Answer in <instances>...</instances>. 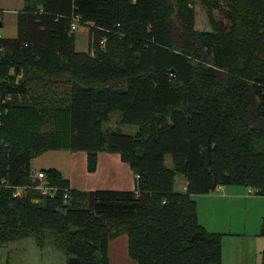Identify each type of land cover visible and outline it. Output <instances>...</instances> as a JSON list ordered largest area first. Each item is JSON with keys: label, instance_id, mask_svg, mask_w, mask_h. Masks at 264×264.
I'll list each match as a JSON object with an SVG mask.
<instances>
[{"label": "trees", "instance_id": "16d2710c", "mask_svg": "<svg viewBox=\"0 0 264 264\" xmlns=\"http://www.w3.org/2000/svg\"><path fill=\"white\" fill-rule=\"evenodd\" d=\"M198 1L24 0L17 35L0 40V91L12 96L0 116V246L43 245L51 231L68 264H107L110 238L125 232L139 264L222 262L223 234L201 224L194 195L227 185L264 195V0H201L216 34L196 33ZM75 15L91 25L94 55L76 50ZM114 112L138 130L107 126ZM50 150L86 151L90 172L99 152L120 153L136 188H70L50 168L68 197L14 196L11 186L38 182L32 160Z\"/></svg>", "mask_w": 264, "mask_h": 264}, {"label": "crops", "instance_id": "0c3cea01", "mask_svg": "<svg viewBox=\"0 0 264 264\" xmlns=\"http://www.w3.org/2000/svg\"><path fill=\"white\" fill-rule=\"evenodd\" d=\"M81 27L90 33V26ZM11 99L12 96L9 100ZM41 155L32 160V168L34 161ZM63 158L60 166L41 169H58L70 188L122 191H132L136 188L137 176L130 165L122 160L120 153L99 152L95 172L88 170L86 151L69 150V154ZM186 189V183H183V190H177L175 187L178 192H185ZM194 198L197 201L201 224L208 231L223 234V258L220 264H262L264 195L243 185H227L209 194L194 195ZM12 242L16 244L4 259L5 264H68L66 253L50 242L46 241L41 245L34 236H30L10 241L0 247ZM14 250L20 253L13 256ZM107 264H139L129 254V237L125 232H119L110 238Z\"/></svg>", "mask_w": 264, "mask_h": 264}, {"label": "rangeland", "instance_id": "374dc122", "mask_svg": "<svg viewBox=\"0 0 264 264\" xmlns=\"http://www.w3.org/2000/svg\"><path fill=\"white\" fill-rule=\"evenodd\" d=\"M201 1V0H200ZM200 1H198L195 6L190 5L189 8H194V12L192 13V19L194 22V27L195 31L197 34H216L215 29L213 28L212 20L210 19L207 9V7L204 3L202 4ZM24 0H0V6L4 10V15L5 17L3 18L4 21V26H3V32L5 37H12L16 35L17 31V16L18 13L24 8ZM8 8V9H7ZM213 13V12H212ZM213 15L217 18H220V13L219 11L215 10ZM83 26L82 24L80 27L75 31L76 35V50L77 51H90L89 50V43H90V33L86 28L81 27ZM87 26V25H85ZM91 52V51H90ZM92 55V53H90ZM236 65H239V60ZM12 73V71H11ZM119 117H120V112H114L112 115L111 122L107 124V126L112 127L113 129H122L123 132L125 133H130L133 134L138 130V127L135 125H130V124H125V123H120L119 122ZM0 121H2L0 117ZM69 150H51L40 157H38L33 164L32 168L35 171L40 170L41 168H46V167H55V166H60L62 163V160L64 159L63 156L68 155ZM174 158L170 155H166V158L164 159V164L168 168H173L175 167L174 165ZM185 178V179H184ZM186 180V181H185ZM175 187L177 190H183V183H186V188L188 185V180L184 176V174H177L175 178ZM222 186L218 187L220 189ZM42 202V200H39L37 203ZM116 227V226H115ZM60 229H57L55 231H58ZM114 233L119 232L123 229L120 228H112L111 229ZM211 232V231H210ZM44 242L47 241V243H52L55 245V247L63 250L66 252L62 247L55 244L56 242V234L51 231H47L45 233V237L43 239ZM58 242V240H57ZM16 243L12 242L9 245H6L4 247H0V264H5L4 259H6V256L8 255L9 250L11 249L12 246H14ZM17 253H20V251L14 250L13 256ZM5 258H4V257ZM22 264V263H21Z\"/></svg>", "mask_w": 264, "mask_h": 264}, {"label": "built area", "instance_id": "2783aa9c", "mask_svg": "<svg viewBox=\"0 0 264 264\" xmlns=\"http://www.w3.org/2000/svg\"><path fill=\"white\" fill-rule=\"evenodd\" d=\"M4 10L3 8L0 6V40L5 38L4 32H3V26H4ZM81 25V16L80 15H75L72 18V22H71V30L72 32H75ZM107 42V38L103 37L100 40V44L102 46H105ZM92 55H94L96 53L95 48L93 50H91ZM11 98L10 94L6 95L5 98L2 97V93L0 91V116L2 115L3 111L1 110V107L4 106L5 104H7V102L9 101V99ZM2 121H0L1 124ZM33 178L35 180H37L38 182L35 184H30V185H18V186H11L14 189V196L16 197H23L27 194L28 190L30 188H34L37 189L38 191H40V193L42 195H49L51 198H56L60 192H64V196L68 197V188L63 189L60 186H56V185H52L49 183V181L47 180V173L41 169L38 170L36 172L33 173ZM137 178L139 177L138 175H136ZM5 181H3L4 183ZM220 187V186H219ZM251 191H254L253 188H250Z\"/></svg>", "mask_w": 264, "mask_h": 264}, {"label": "bare ground", "instance_id": "6f19581e", "mask_svg": "<svg viewBox=\"0 0 264 264\" xmlns=\"http://www.w3.org/2000/svg\"><path fill=\"white\" fill-rule=\"evenodd\" d=\"M8 9V8H7ZM91 26V25H90ZM48 177V176H47ZM49 180V179H48ZM53 185V184H52ZM54 185H56V184H54Z\"/></svg>", "mask_w": 264, "mask_h": 264}, {"label": "water", "instance_id": "95a60500", "mask_svg": "<svg viewBox=\"0 0 264 264\" xmlns=\"http://www.w3.org/2000/svg\"><path fill=\"white\" fill-rule=\"evenodd\" d=\"M175 70L173 69V72H174Z\"/></svg>", "mask_w": 264, "mask_h": 264}]
</instances>
